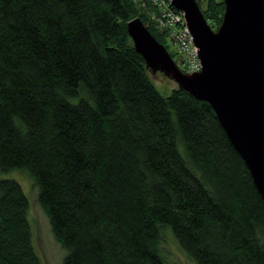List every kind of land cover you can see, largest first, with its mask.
<instances>
[{"label":"trees","instance_id":"1","mask_svg":"<svg viewBox=\"0 0 264 264\" xmlns=\"http://www.w3.org/2000/svg\"><path fill=\"white\" fill-rule=\"evenodd\" d=\"M195 1L217 29L222 0ZM136 18L164 44L135 0H0V171L30 173L62 264H168L166 232L195 264H264L247 167L208 103L157 92ZM27 213L0 180V264H43Z\"/></svg>","mask_w":264,"mask_h":264},{"label":"water","instance_id":"2","mask_svg":"<svg viewBox=\"0 0 264 264\" xmlns=\"http://www.w3.org/2000/svg\"><path fill=\"white\" fill-rule=\"evenodd\" d=\"M222 2V21L213 30L195 0H171L198 49L196 73H183L140 19L127 22L126 30L149 73L211 106L264 201V0Z\"/></svg>","mask_w":264,"mask_h":264},{"label":"rangeland","instance_id":"3","mask_svg":"<svg viewBox=\"0 0 264 264\" xmlns=\"http://www.w3.org/2000/svg\"><path fill=\"white\" fill-rule=\"evenodd\" d=\"M147 22L149 23V17ZM149 25L157 31L150 23ZM164 45L169 53L174 54L173 45L169 40H166ZM149 77L157 92L163 97L169 96L172 90L177 88L173 81L165 78L160 73L154 75L149 73ZM0 180H13L22 188L28 201L27 221L33 236V247L43 264H62L65 251L53 238L48 219L38 204L37 187H35L30 173L26 169H16L6 173L0 171ZM259 239L264 244V232L259 234ZM159 249L168 264H195L179 250L169 232L165 233L159 244Z\"/></svg>","mask_w":264,"mask_h":264},{"label":"built area","instance_id":"4","mask_svg":"<svg viewBox=\"0 0 264 264\" xmlns=\"http://www.w3.org/2000/svg\"><path fill=\"white\" fill-rule=\"evenodd\" d=\"M135 1L145 9L149 23L172 43L177 67L186 74L199 72L198 49L194 46L184 14L172 6L171 0Z\"/></svg>","mask_w":264,"mask_h":264},{"label":"flooded vegetation","instance_id":"5","mask_svg":"<svg viewBox=\"0 0 264 264\" xmlns=\"http://www.w3.org/2000/svg\"><path fill=\"white\" fill-rule=\"evenodd\" d=\"M173 60L176 62V58L175 57H173Z\"/></svg>","mask_w":264,"mask_h":264}]
</instances>
